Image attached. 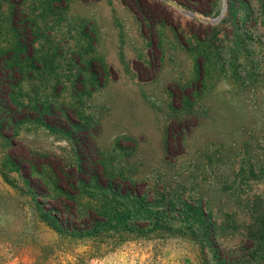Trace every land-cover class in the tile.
I'll return each mask as SVG.
<instances>
[{
    "label": "rangeland",
    "instance_id": "374dc122",
    "mask_svg": "<svg viewBox=\"0 0 264 264\" xmlns=\"http://www.w3.org/2000/svg\"><path fill=\"white\" fill-rule=\"evenodd\" d=\"M19 1L44 32L30 38L18 90L32 116L14 125L0 111V264H204L199 244L168 233L59 234L46 212L58 173L69 180L81 162L123 174L148 200L180 192L225 225L227 249L242 245L264 200V0H175L194 17L166 0ZM9 12L6 52L17 42ZM101 192L83 187L84 213Z\"/></svg>",
    "mask_w": 264,
    "mask_h": 264
},
{
    "label": "trees",
    "instance_id": "16d2710c",
    "mask_svg": "<svg viewBox=\"0 0 264 264\" xmlns=\"http://www.w3.org/2000/svg\"><path fill=\"white\" fill-rule=\"evenodd\" d=\"M124 1L135 4L134 0ZM20 2L0 0V28L4 22L1 11L7 6L10 10L7 24L14 32L17 31L15 32L17 42L12 49L8 52L4 51L5 48L0 49L2 83L11 74L13 77L11 87H0V111L2 109H5L4 113L11 111L14 125L29 121L28 115L32 116L31 108L27 109L25 101L18 98V90L23 83L25 67L28 65L27 53L31 52L34 46L30 38L34 36L36 39L43 36L44 32L43 15L40 19L32 11L19 14L17 10ZM4 113L0 116V126H3V130L6 120ZM87 166L81 162L80 173L75 172L69 180L62 172L58 173L56 188L59 190L50 213L46 214L55 220L53 226L59 234L105 241L111 238L123 242L140 237L147 238L155 233H168L171 236L189 238L199 244L204 264H264L263 198L256 203L254 209L256 215L245 229L242 245L227 249L222 237L225 225L214 220L212 212L206 210L201 203L186 198L180 192H160L156 201L154 200L156 197L148 200L143 192L126 186L128 185L126 181L125 185L122 183L123 174L117 172L102 174L98 164L91 168ZM75 168L77 171L78 164ZM91 184H95L96 190L102 191L101 199L99 198L96 205L88 209L89 212L84 213L79 207L83 197L82 189ZM53 211L67 215V219L58 222L57 213ZM209 251L214 257L212 261L207 257Z\"/></svg>",
    "mask_w": 264,
    "mask_h": 264
},
{
    "label": "water",
    "instance_id": "95a60500",
    "mask_svg": "<svg viewBox=\"0 0 264 264\" xmlns=\"http://www.w3.org/2000/svg\"><path fill=\"white\" fill-rule=\"evenodd\" d=\"M166 1H169L172 5H174L177 9L182 10L181 6L175 1V0H166ZM227 10V4L225 3L224 6H223V9H222V12L220 15H218L217 17L213 18L212 19V22L213 23H216V22H219L221 20V18L224 16L225 12ZM185 12V14L189 15V16H196V13L194 11H191V10H185L183 11ZM205 21H208V19H204Z\"/></svg>",
    "mask_w": 264,
    "mask_h": 264
}]
</instances>
